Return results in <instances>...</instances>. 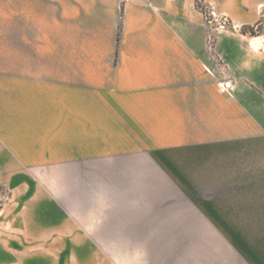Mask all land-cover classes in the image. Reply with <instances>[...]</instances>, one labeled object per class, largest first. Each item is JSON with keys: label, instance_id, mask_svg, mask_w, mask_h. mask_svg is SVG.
<instances>
[{"label": "crops", "instance_id": "1", "mask_svg": "<svg viewBox=\"0 0 264 264\" xmlns=\"http://www.w3.org/2000/svg\"><path fill=\"white\" fill-rule=\"evenodd\" d=\"M205 2L231 28L212 51L196 0H0L16 47L12 113L0 103V254L144 253L117 239L156 236L149 186L113 163L130 154L86 159L60 143L209 141L213 182L261 173L245 170L262 158L245 143L264 141V41L253 49L240 29L264 0Z\"/></svg>", "mask_w": 264, "mask_h": 264}, {"label": "rangeland", "instance_id": "2", "mask_svg": "<svg viewBox=\"0 0 264 264\" xmlns=\"http://www.w3.org/2000/svg\"><path fill=\"white\" fill-rule=\"evenodd\" d=\"M212 12L216 14L215 7L209 2V21L213 19ZM226 23L229 29V21ZM240 32L252 39L253 49L261 45L260 38L264 41V7L258 22L241 28ZM215 33H211L212 39L209 40L211 51ZM14 42L13 20H6L4 24L0 22V103L5 104L7 116L12 113L14 98ZM221 87L224 89V84ZM199 130L198 137L204 138L205 132ZM60 144L64 155L77 154L86 159L94 158L88 157L89 154L100 153L98 151L101 154H130L118 162L113 159V163L119 167L131 166L134 186H141L140 182L149 186V189L145 187L147 191L143 194L150 203L147 216L151 222L146 229L150 235L156 236L117 239L119 245H133L139 250L145 247L144 253H7L0 254V259L5 258L0 264H33L29 262L32 258L38 260L37 264H145L147 259L150 264H264V141L245 143L250 151H262V158L256 159V166H247L245 170L260 168L261 173L245 177L231 174L230 182L226 183L216 182L217 178L221 180L220 174L213 175L214 182L209 175V141ZM50 145L58 146V143ZM86 164L97 165L99 162ZM158 167L164 170V179L152 172ZM1 189H4L3 185H0V194ZM138 191L133 193L135 199L141 197ZM9 197L7 190L0 195V207ZM11 241L13 238H6L7 244Z\"/></svg>", "mask_w": 264, "mask_h": 264}, {"label": "built area", "instance_id": "3", "mask_svg": "<svg viewBox=\"0 0 264 264\" xmlns=\"http://www.w3.org/2000/svg\"><path fill=\"white\" fill-rule=\"evenodd\" d=\"M196 5L199 11H201V13L204 15L208 25V45H209V40L211 41L212 34H214L217 30H224V29L227 30V23H226L227 19H225L224 17H217L218 15L212 12L211 15L213 16V19L209 21V5L205 2V0H196ZM209 30L211 31L210 34H209Z\"/></svg>", "mask_w": 264, "mask_h": 264}]
</instances>
